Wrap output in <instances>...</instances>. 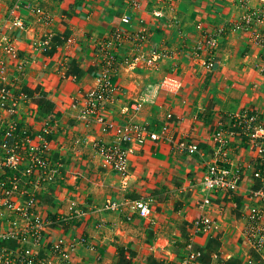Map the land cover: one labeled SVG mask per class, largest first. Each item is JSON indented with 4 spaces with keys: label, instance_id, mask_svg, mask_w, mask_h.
Listing matches in <instances>:
<instances>
[{
    "label": "crops",
    "instance_id": "1",
    "mask_svg": "<svg viewBox=\"0 0 264 264\" xmlns=\"http://www.w3.org/2000/svg\"><path fill=\"white\" fill-rule=\"evenodd\" d=\"M263 1L0 0V37L14 49L10 54L0 45V88L17 103L13 114L0 108V142L14 126L20 137L25 132L47 143L54 168L51 183L24 191L52 223L39 257L51 254V240L64 237L76 244L72 264H181L191 253L200 255L198 264H264V249H255L246 234L251 207L264 208L252 197L263 191L254 174L263 177L264 152L239 137L236 124L251 116L264 128V20L245 21ZM208 37L217 40L212 51ZM152 53L161 56L152 69L141 61L129 71L121 63ZM112 57L118 66L107 62ZM107 66L118 91L103 111L106 123L82 121L85 95ZM135 103L142 104L137 112ZM105 124H137L159 135L131 144L127 187L101 167L93 147L117 140ZM217 133L232 135L225 148L215 142ZM183 142L194 154L180 148ZM3 160L0 147V178ZM215 163L230 169L237 189L203 191L207 167ZM108 200L121 208L105 210ZM139 200L148 202L149 219L132 210ZM75 212L83 215L71 217ZM202 216L213 221L209 232L195 224ZM2 246L12 250L18 243L5 239Z\"/></svg>",
    "mask_w": 264,
    "mask_h": 264
},
{
    "label": "built area",
    "instance_id": "2",
    "mask_svg": "<svg viewBox=\"0 0 264 264\" xmlns=\"http://www.w3.org/2000/svg\"><path fill=\"white\" fill-rule=\"evenodd\" d=\"M27 6L30 7V5ZM37 12H39L38 9ZM262 18L264 20V1L263 9L252 12L251 15L245 18V21L247 25H251V23L257 22ZM13 23L14 26H23L19 20H14ZM124 23H129V18H125ZM1 44L4 45L2 49L14 54V49L8 39L0 37ZM205 45L212 51L217 46L216 37H208ZM160 59L159 53H152L148 58H127L122 59L121 63L129 71H134L139 67L141 61L145 67L152 69L157 66ZM107 62L110 65L118 63L114 57L109 58ZM207 64L209 67L213 66L211 59L208 60ZM108 72H110L109 67H104L97 85L86 93L85 108L79 116L82 121H88L92 118L97 123H106L103 111L107 102L112 101V96L118 91V88L111 83V79L106 77L109 74ZM16 104V101L11 99L9 91L3 87L0 88V108H6L13 114ZM141 107V103H135L132 106V110L137 112ZM236 122L240 128V133H237V135L239 137H248L254 144L256 151L263 153L264 128L257 126L255 118L251 116L238 117ZM105 125L106 128L108 127L114 131L117 140L108 144L95 143L93 147L101 156V167L117 174L120 177L121 186L127 187L131 178L128 167V156L133 153L131 144L135 143L136 146H141L146 140L157 141L159 135L137 124H128L122 127ZM14 129V126H10L4 132L3 140L0 144L4 152L3 166L7 171L4 180L0 182V226L6 225L7 231L0 234V240H15L18 243V247L12 250L0 248V264H72L71 253L76 248V244H69L64 237H57L50 241L51 254L39 257L37 253L44 239V233L49 230L52 223L49 222V219H42L37 213L36 197L33 195L26 196L24 193L26 189L36 186L41 188L43 185L51 183L53 181L54 168L47 156L48 145L46 142L32 141L25 132H23V137H20L19 134H15ZM231 136L229 134L225 137L230 138ZM214 137L215 142L221 148L227 146L228 142L222 133H217ZM122 143H129V148L123 147ZM180 148L187 151L188 154H194L193 146L187 142L180 144ZM25 149L27 153L21 154V150L24 151ZM216 153L218 155L215 156L219 158L220 150ZM254 176L261 179L263 191L254 193L252 197L261 199L264 203V174L262 177L257 172ZM201 186L206 193H212L220 189H237V183L230 169L220 167L217 163L210 164L207 167ZM210 204V198L208 196L204 197L202 206L208 207ZM121 206L122 204L112 200L104 203V208L107 211L119 210ZM132 210L140 218H150L149 204L145 200L135 201L132 204ZM81 215L83 214L75 212L71 217L77 219ZM71 217L70 219H72ZM195 224L204 232H209L213 227V221L205 216L199 217ZM246 228V234L249 236L248 240L253 247L257 250L264 249V208L262 211L257 207H251L247 216ZM79 242L82 245L84 239H80ZM199 256L197 253H191L181 264H198L197 259Z\"/></svg>",
    "mask_w": 264,
    "mask_h": 264
},
{
    "label": "trees",
    "instance_id": "3",
    "mask_svg": "<svg viewBox=\"0 0 264 264\" xmlns=\"http://www.w3.org/2000/svg\"><path fill=\"white\" fill-rule=\"evenodd\" d=\"M115 65L118 66V63L116 62ZM3 135H4V132L1 133L2 138H3ZM248 139H249V138H248ZM1 142H2V141H1ZM1 142H0V143H1ZM6 172H7V171H6ZM4 176H5V174L0 178V182H1L2 180H4ZM2 248H3V246H2Z\"/></svg>",
    "mask_w": 264,
    "mask_h": 264
},
{
    "label": "rangeland",
    "instance_id": "4",
    "mask_svg": "<svg viewBox=\"0 0 264 264\" xmlns=\"http://www.w3.org/2000/svg\"><path fill=\"white\" fill-rule=\"evenodd\" d=\"M240 133V132H239ZM119 177V176H118Z\"/></svg>",
    "mask_w": 264,
    "mask_h": 264
}]
</instances>
